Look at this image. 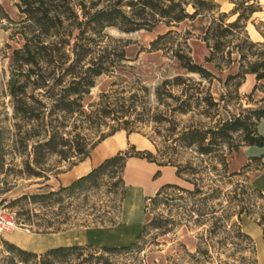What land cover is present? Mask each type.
Returning a JSON list of instances; mask_svg holds the SVG:
<instances>
[{"label": "rangeland", "instance_id": "1", "mask_svg": "<svg viewBox=\"0 0 264 264\" xmlns=\"http://www.w3.org/2000/svg\"><path fill=\"white\" fill-rule=\"evenodd\" d=\"M216 1L221 4L222 11H228L231 7L226 0ZM21 4V0H0V209H6L18 219L16 228L2 232L1 239L4 233L28 229V225L22 223L26 216L19 215L21 211L29 210L40 214L46 213L45 211L57 212L56 203L50 208H42L30 201H22L13 207L8 204L23 195L57 192L61 185H69L71 182L66 183L67 179L63 174L79 164L81 159L76 155V149L66 147L65 152L69 156L66 160L55 154H45L41 163H36L33 146L47 137L43 123L53 121V125H58L57 121L63 119L61 113H50L53 103L48 94H44V90L39 91L41 95L28 83L26 96H19L44 118L39 121L41 123L28 121L14 112V101L9 87L13 81L17 85L25 81L22 74L18 73L26 69V66L15 65L12 60L13 50L24 43L20 32L26 22L20 12ZM260 5L262 11L255 13L246 25V33L254 42L263 41L264 0H260ZM208 22L209 19L205 17L185 21L172 28L176 33L169 36L162 45L184 49L194 62L211 71L213 77L209 79L186 73L173 59L171 52L149 51L150 43L169 30L163 24H159L151 32L141 30L123 33L115 28H105L102 32L103 38H97L100 39L102 49H106L109 54L107 61L116 63L115 68L96 77L95 86L84 97L83 104L88 111V105L107 100L115 103L114 109L118 113L91 121L72 117L68 119L69 124L65 129L72 130V135L67 136L70 139L76 136L73 146L76 143L82 145L87 152L103 135L116 127L125 126L127 129L138 130L139 134L149 139L152 145L150 150L157 160H170L181 165L192 162L194 166H205L195 176L202 187L201 193L191 197L186 193L168 190L158 203L148 202L146 218L150 224L136 246L128 251L105 254L102 251L85 250L56 258L29 257L24 262L22 256L7 249L0 239V264L264 262V195L246 188V181L256 177L264 182V163H249L245 157L260 153L264 146H252L251 151L243 153V135L238 132L234 136L237 150L225 152L228 164L224 170L213 160L197 155L194 149L173 142L184 129L215 128L220 122L239 115L249 118L248 122L253 121L251 110L264 105V80L257 81L254 75L247 74L238 87L239 78H227L238 72L239 64L234 63L218 70L205 63L209 48L200 39V35ZM125 42H128L125 58L117 60L114 50L120 51ZM97 56L98 53L95 54ZM233 57H236L235 54ZM178 75L189 77L191 81L178 86L169 83ZM196 83L200 85L197 87ZM55 93H59V87ZM102 94L105 96L102 97ZM32 95L40 103L30 99L29 96ZM208 97L216 105L203 101ZM184 106L189 107V110L181 113L180 107ZM258 132L264 137V117L258 124ZM213 166L216 171L212 170ZM232 171L237 175L229 177ZM185 186L193 189L191 185ZM121 189L118 174L112 176L105 173L97 178L95 184H87L82 190L61 192L63 199L60 204L63 213L50 219L60 223L63 228L61 235L68 242H112L109 235L112 237L121 231L120 227L109 226L120 218L123 204ZM124 208L126 209V205ZM239 212H242L241 221L237 215ZM33 215L31 214V220L35 222L37 220ZM257 222H260V226ZM152 223L161 225L155 228ZM249 225L259 227L261 236L258 237L252 229L249 235L253 240L245 236L241 229L246 231ZM101 255L108 260L107 263H100L96 259Z\"/></svg>", "mask_w": 264, "mask_h": 264}, {"label": "trees", "instance_id": "2", "mask_svg": "<svg viewBox=\"0 0 264 264\" xmlns=\"http://www.w3.org/2000/svg\"><path fill=\"white\" fill-rule=\"evenodd\" d=\"M226 1L231 5L228 11H222L221 4L216 0H21L22 4L19 5V8L24 16L23 21L26 22L23 25L22 32H20L24 43L20 48L13 50L12 60L15 65L26 66V69L18 73L22 74L25 81L19 85L13 81L9 87L10 96L14 101V112L33 123H38L41 119L44 120L39 113L33 110L31 105H27L26 101L19 97L26 96L25 90L28 83H31L33 89L38 93L41 94L39 91L44 90V94H48L47 96L53 103L50 113L56 112L63 115V119L57 121L58 125H53V121L48 124L43 123L47 137L37 141L33 146L36 163H41L45 154H55L66 160L69 157L65 152L66 147L76 149V155L81 157L80 162H82L90 156V152L98 143L114 133L121 130L126 131L128 134L140 132L135 129H127L125 126L116 127L110 133L103 135L88 152L85 151L82 145L76 143L73 146L76 136H73L72 139L67 137L72 135V130H65L69 124V118L74 117L83 121H91L98 117H110L111 114L118 113L114 109L115 103L107 100L88 105L90 107L88 111L83 104L84 97L95 86L96 77L115 68L116 63L107 61L106 57H109V54L106 49H102V45L99 43L100 39L103 38L102 32L105 28H115L123 33L141 30L151 32L159 24H163L169 30L158 35L150 43L149 51L163 50L171 52L173 59L179 63L186 73L197 74L202 79H209L213 77L211 71L194 62L184 49L181 47L173 49V47L162 45L169 36L176 33L172 29L173 27H177L185 21H194L198 17H205L209 19V22L203 34L200 35V39L209 48V55L205 57V63L213 65L218 70L225 66L230 67L234 63L239 64L238 72L229 75L227 78H239L238 87L241 86L247 74L254 75L257 81L264 80V34L262 35L263 41L254 42L250 40L246 33L247 22L255 13L262 11L260 0ZM126 46H128V42L123 44L120 51L114 50L117 60L125 58ZM97 53L98 56L95 57ZM234 54L236 57H233ZM86 60L88 61L86 62ZM186 81H191V79L178 75L169 83L178 86ZM195 85L198 87L200 83ZM57 87H59V93H55ZM101 96L105 95L102 94ZM29 98L36 103H40L33 95ZM221 100H223V97ZM203 101L216 105L211 97L205 98ZM111 106H113L112 109ZM188 110L189 107H180L181 113H186ZM251 113L253 121L250 122H248L249 118H242L239 115L220 122L215 128L200 129L194 127L184 129L177 138L173 139V142L182 147L194 149L197 155L210 161L213 160L226 170L228 164L226 154L237 150V146L234 144V136L238 132L243 135L242 142L244 146L260 148L264 146V137L258 132V124L264 117V105L251 110ZM113 118L118 119V117ZM226 151L227 153H225ZM130 157L146 159L158 166L174 167L176 177L182 181V184H163L153 196L145 198L143 207L145 221L133 242L118 247L93 244L65 246L53 248L41 254L23 250L0 238L4 246L17 252L18 255L23 257L24 262L29 257L56 258L72 252L81 253L85 250L102 251L105 254L128 251L136 246L150 224L146 218L148 202L158 203L168 190L186 193L191 197L199 195L202 191V187L195 179V176L206 168L202 164L194 166L192 162L181 165L170 160L159 161L150 149L140 150L135 145H130L128 149L106 158L88 173L71 181L69 185H61L59 191L23 195L9 202L8 206L13 207L22 201H30L42 208H50L53 203H56L58 205L57 212L45 211L46 213L40 214L25 210L21 211L19 215L26 216L22 223L28 225L27 228L30 231L40 233L62 231L63 228L60 223L58 224L50 219L63 213V207L60 204L63 199L61 192L82 190L87 184H95L97 178L105 173H110L112 176L118 174V182L122 187L121 200L123 203L125 188L122 174L126 160ZM262 157H264V152L259 156L249 155L247 159L249 163H257L260 162ZM212 170L216 171L217 169L213 166ZM158 174L159 171L155 173V176ZM235 175L237 173L232 171L229 177ZM186 184L193 186V189L185 186ZM246 186L248 190L264 195V189L252 186L249 181H246ZM165 200H167V197ZM31 214H34L33 216L36 217L37 221L31 220ZM49 215L52 216L49 217ZM237 215L241 221L242 212L237 213ZM15 219L18 221L17 217ZM118 219L119 217L109 226H114ZM152 224L155 225V228L161 225V223ZM257 224L260 226V222H257ZM241 232L252 239L247 232L242 229ZM262 233L264 236L263 229ZM96 259L100 263L101 261L108 262L103 255L96 257Z\"/></svg>", "mask_w": 264, "mask_h": 264}, {"label": "crops", "instance_id": "3", "mask_svg": "<svg viewBox=\"0 0 264 264\" xmlns=\"http://www.w3.org/2000/svg\"><path fill=\"white\" fill-rule=\"evenodd\" d=\"M130 145H135L136 148L140 150H149L152 146L146 136L137 132L128 134L123 130L118 131L98 143L92 149L88 158L64 173L63 176L67 179L66 183H70L79 176L88 173L103 160L115 155L119 151L128 149ZM251 150L252 148L249 146H244L242 148L243 153ZM263 152L264 150L256 155L259 156ZM245 157L247 158V156ZM260 162L264 163V157L261 158ZM157 171H159V174L155 176ZM122 177L124 181L125 197L122 204L120 218L118 219V222L112 226V228L120 227L121 231L115 236L110 237L109 235L108 238L112 242H68L62 237V231L40 233L30 231L29 229L4 233L3 239L23 250L37 254L44 253L53 248L74 245L93 244L118 247L130 244L135 240L145 221L143 210L145 198L153 196L163 184H182V181L176 177L174 167L158 166L155 163L148 162L146 159L137 157H130L126 160ZM249 182H252L253 186L257 188L264 189V182L261 179H257V177L249 180ZM125 205L126 209L124 208ZM251 229L258 237L261 236V229L257 226L253 227L252 225H249L248 230L245 232L249 234L251 233Z\"/></svg>", "mask_w": 264, "mask_h": 264}, {"label": "built area", "instance_id": "4", "mask_svg": "<svg viewBox=\"0 0 264 264\" xmlns=\"http://www.w3.org/2000/svg\"><path fill=\"white\" fill-rule=\"evenodd\" d=\"M16 225L15 216L6 209H0V234L16 228Z\"/></svg>", "mask_w": 264, "mask_h": 264}]
</instances>
